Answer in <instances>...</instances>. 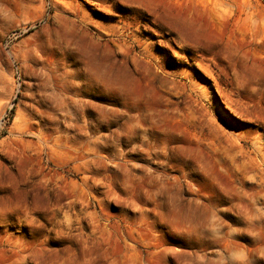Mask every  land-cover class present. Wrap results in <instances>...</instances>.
Segmentation results:
<instances>
[{"label":"rangeland","instance_id":"obj_1","mask_svg":"<svg viewBox=\"0 0 264 264\" xmlns=\"http://www.w3.org/2000/svg\"><path fill=\"white\" fill-rule=\"evenodd\" d=\"M0 264H264V0H0Z\"/></svg>","mask_w":264,"mask_h":264}]
</instances>
